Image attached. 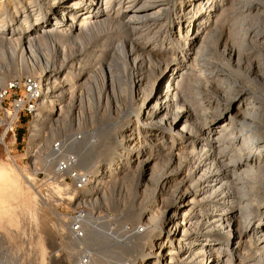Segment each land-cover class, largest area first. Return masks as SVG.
Masks as SVG:
<instances>
[{
    "label": "bare ground",
    "instance_id": "obj_1",
    "mask_svg": "<svg viewBox=\"0 0 264 264\" xmlns=\"http://www.w3.org/2000/svg\"><path fill=\"white\" fill-rule=\"evenodd\" d=\"M0 54L41 77L32 145L72 120L48 196L119 203L52 223L75 264H264V0H0Z\"/></svg>",
    "mask_w": 264,
    "mask_h": 264
},
{
    "label": "rangeland",
    "instance_id": "obj_2",
    "mask_svg": "<svg viewBox=\"0 0 264 264\" xmlns=\"http://www.w3.org/2000/svg\"><path fill=\"white\" fill-rule=\"evenodd\" d=\"M229 16H232V14ZM0 56V58L3 57L0 59V78H2L0 80V94L3 93L5 86L11 80L14 79L19 82L17 88L10 89L3 97L0 116H5L6 110L9 109L14 97H22L25 101L23 109L19 112V119L15 124L14 135L11 131L4 134V129L0 126V183H4V189L1 190V193L4 196H10L9 199L14 204L15 209L21 212L18 222L4 228V232L0 233V264H75L74 257L82 256L84 253L86 254V251L81 252L68 245L65 235L60 233L52 223L65 220H68L65 221L66 223L72 222V219H76L82 213L83 215L91 213L98 223L108 221L113 223V221L119 219L121 213L119 203L116 200L102 201L87 206V204L71 203L69 198L62 200L57 195L48 196L50 193L48 180H51L50 177L54 174L46 170L45 163L47 159H50L52 151L64 146L65 141L75 131L72 129V120L68 119L64 130L58 129L55 131L54 138L51 137V141L47 146L42 144L43 142L40 147L38 145L37 151V147L32 145L34 142L32 137L34 136L33 128L41 124V120L34 113L38 100L36 96L29 95L26 80L34 77L32 78L34 83V80L40 81L41 77L38 74L32 75L24 67L20 68V72L15 71L13 67L6 64L7 57L4 58L1 54ZM18 56L17 61L19 62L21 57ZM77 96L78 94L75 97L73 95L70 99L67 97L69 100L66 101V105L69 102L76 104ZM67 110L64 111L67 112ZM113 116L115 117L116 114H113ZM113 136H116V134ZM35 148L36 152L34 153ZM32 154L34 155L32 156ZM70 156H77V153L72 151ZM32 162L35 163L31 164ZM83 171L84 169L81 172ZM29 174L35 177L32 180V186H30V180L27 178ZM71 184L73 185V182ZM83 187L78 189L83 190L87 185ZM75 214L78 215L73 218L72 216ZM125 226H129V224H125ZM81 230L78 231L80 235L83 233ZM139 230L142 231L143 229L140 228ZM95 248L99 252L102 247L97 245ZM107 256H111V253H107ZM99 264L109 263L104 260Z\"/></svg>",
    "mask_w": 264,
    "mask_h": 264
},
{
    "label": "built area",
    "instance_id": "obj_3",
    "mask_svg": "<svg viewBox=\"0 0 264 264\" xmlns=\"http://www.w3.org/2000/svg\"><path fill=\"white\" fill-rule=\"evenodd\" d=\"M31 83L32 82V78H28L26 80V84H27V89H29V93H31ZM29 85V86H28ZM19 86V82L15 81L14 79L11 80L4 88L3 93L0 94V106L3 100V97L7 94V92L10 89H14L17 88ZM32 97H34L31 93ZM25 104V101L22 99V97H14L13 101L10 103V107L8 110H6V114L4 117L0 116V126L3 127V133L6 134L8 131H11L12 134L14 135V129H15V124L16 121L19 119V112L23 109ZM58 144V143H56ZM57 173H55V176H57V179H60V172L63 171L64 169H66L67 167V162L64 161V159H57ZM67 179L70 180V182L77 187V188H82L86 182V177L85 175H81L80 173H76L74 170L67 175ZM79 214V213H78ZM75 214L72 217H76ZM71 226L73 228V230H76V232L80 231V226L79 223L77 221H75V219H72V223ZM79 234V233H78Z\"/></svg>",
    "mask_w": 264,
    "mask_h": 264
}]
</instances>
